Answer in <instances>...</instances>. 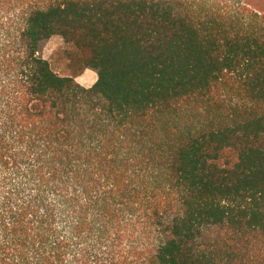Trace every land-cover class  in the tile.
Wrapping results in <instances>:
<instances>
[{"label": "trees", "instance_id": "obj_1", "mask_svg": "<svg viewBox=\"0 0 264 264\" xmlns=\"http://www.w3.org/2000/svg\"><path fill=\"white\" fill-rule=\"evenodd\" d=\"M0 264H264V0H0Z\"/></svg>", "mask_w": 264, "mask_h": 264}, {"label": "rangeland", "instance_id": "obj_2", "mask_svg": "<svg viewBox=\"0 0 264 264\" xmlns=\"http://www.w3.org/2000/svg\"><path fill=\"white\" fill-rule=\"evenodd\" d=\"M38 53L48 62L54 73L73 77L75 82L83 87L91 86L96 80V73L93 70L83 69L77 50L59 36H52L42 41Z\"/></svg>", "mask_w": 264, "mask_h": 264}]
</instances>
